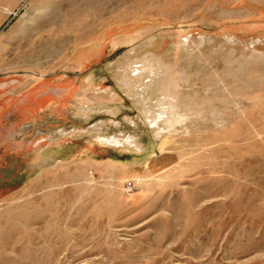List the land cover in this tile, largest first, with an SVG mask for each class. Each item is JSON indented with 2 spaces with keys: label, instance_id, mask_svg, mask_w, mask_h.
Segmentation results:
<instances>
[{
  "label": "rangeland",
  "instance_id": "obj_1",
  "mask_svg": "<svg viewBox=\"0 0 264 264\" xmlns=\"http://www.w3.org/2000/svg\"><path fill=\"white\" fill-rule=\"evenodd\" d=\"M0 264H264V0H0Z\"/></svg>",
  "mask_w": 264,
  "mask_h": 264
}]
</instances>
